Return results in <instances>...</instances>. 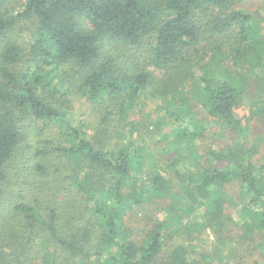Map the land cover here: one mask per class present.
Here are the masks:
<instances>
[{
    "label": "trees",
    "instance_id": "1",
    "mask_svg": "<svg viewBox=\"0 0 264 264\" xmlns=\"http://www.w3.org/2000/svg\"><path fill=\"white\" fill-rule=\"evenodd\" d=\"M7 5L0 0V185L9 162L28 146L29 130L62 123L69 146L60 144L57 151L81 168L69 177L79 215L84 207L101 226L94 263L84 245L87 230L64 238L54 209L45 243L56 244L78 264H247L246 256L235 261L232 244H259L264 259V173L244 146L245 120L237 114L249 92L241 70L263 63L264 43L252 17L236 9L237 0H25L17 14ZM32 17L36 29L26 42L18 24ZM73 94L100 114L98 130L105 136L126 125L141 99L158 96L180 140L206 132L193 109L201 104L233 142L211 150L210 166L197 172L174 168V162L171 174L150 173L143 169L144 146L96 144L82 121L67 124ZM251 117L264 119V100ZM50 154L37 151L45 159ZM144 174L147 186L139 185ZM233 185L239 186L236 194ZM2 196L0 186V208ZM156 201L163 202L158 209L165 216L143 218ZM18 210L29 221L23 228H30L33 248L39 213L33 205ZM192 217L199 221L188 224ZM128 223L140 226L139 234ZM206 229L219 240L217 263L182 239L192 241ZM175 237L182 242L165 251L168 238ZM0 264H6L1 246Z\"/></svg>",
    "mask_w": 264,
    "mask_h": 264
},
{
    "label": "rangeland",
    "instance_id": "2",
    "mask_svg": "<svg viewBox=\"0 0 264 264\" xmlns=\"http://www.w3.org/2000/svg\"><path fill=\"white\" fill-rule=\"evenodd\" d=\"M24 5L25 0H8L7 7L10 13L17 14L23 11ZM236 9L248 13L252 17L253 29L258 31V38L264 43V0H237ZM18 26L22 31L25 30L24 39L29 42L32 32L36 29V19L32 17L23 22L20 21ZM260 49L264 56V45ZM233 69L238 70L237 68ZM236 70L234 71L236 72ZM241 72L244 73V80L249 87L246 98L240 102L237 108L238 116L245 120L246 133L243 142L264 173V119L251 117V111L259 104L261 106L264 100V60L255 69L246 66V69ZM71 100L72 108L67 115V124L74 125L77 121H82L86 136L96 144L115 146L135 143L144 146L146 155L143 160V169L150 173L159 171L165 175L171 174L170 166L174 165V162L177 163L174 168H189L190 172H197L196 170L210 166L208 159L211 150L225 149L233 142L232 137L227 133L224 134L215 121L207 118L201 104H196L193 109L204 124L206 132L200 136L193 131L188 141H185L176 136V128L168 121L166 102L161 97L148 96L141 99L132 115L130 114L131 116L127 118L126 125L122 129L114 128L116 130L108 136L98 130L100 114L91 107L92 105L86 99L73 94L70 96ZM39 126L42 127V125ZM29 131L31 137L28 146L25 145L24 149L9 162L7 180L0 185L3 190L0 208V246L6 264H78V258L62 252L56 244L45 243L50 238L47 223L51 221L53 209L58 215V231L64 238L69 234L68 232L78 231L79 228L87 230L89 240L84 245L91 254L89 257L91 261L96 262L101 226L93 220V213H89L86 208L82 207L83 213L79 215L76 192L70 188L69 177L81 168H75L73 160H68L57 151L60 144L69 146L65 143V138L62 135L67 132L66 126L58 122L43 131L39 127H36L33 132ZM39 149L51 151V154L47 159L39 157L37 155ZM37 164L47 168L46 173L40 172ZM216 166L218 167V164ZM84 176L85 172L80 173L81 179ZM148 182L149 178L146 175L142 181H139V185L143 183V186H147ZM35 184L37 185L35 186ZM231 190L236 194L239 186L233 185ZM20 205H33L39 213V220L34 222V225L35 230H39L40 234L35 240L33 248L27 240L30 228H23L28 227L29 221L23 219L25 215L22 211V214L19 212L18 206ZM162 205L161 201L148 204L141 216L143 218L148 216L154 219L163 218L165 213L158 209ZM197 221H199L198 218L192 217L187 223L193 225ZM128 224L134 228L135 233L139 234L140 226L135 223ZM185 237V235L182 237L185 244L192 242L198 253L211 254L215 262H218L216 249L220 244L215 232L206 229L200 234L196 233L195 237L198 240L194 237L192 241H187V237ZM171 239L168 238L165 251L170 250L171 245L174 246L179 241L182 242L179 237ZM263 243L264 241L260 243V246ZM231 247L236 252V262L246 256L248 257L246 258L247 264H254V260L257 258L260 259V264H264L262 254L256 250L259 244H252L250 249L244 248L247 246L239 247L235 244H232ZM261 252H264L263 249ZM50 255L51 258L54 257V261L51 263L48 261Z\"/></svg>",
    "mask_w": 264,
    "mask_h": 264
}]
</instances>
